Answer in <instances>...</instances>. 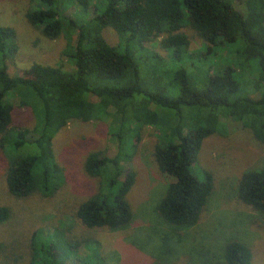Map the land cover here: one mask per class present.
<instances>
[{
	"label": "trees",
	"instance_id": "1",
	"mask_svg": "<svg viewBox=\"0 0 264 264\" xmlns=\"http://www.w3.org/2000/svg\"><path fill=\"white\" fill-rule=\"evenodd\" d=\"M71 7L75 13L70 15L67 10ZM247 7L244 17L229 0H35L26 13L27 20L49 38L67 37L63 52L74 68L34 63L22 75H12L6 65H0V148L8 146L11 153V147L30 146L29 154L9 165V191L18 197L36 192L54 194L63 185V178H59L64 174L56 160L55 135L73 120L98 119L114 107L120 116L113 135L118 141L117 153L110 156L97 151L88 156L86 171L100 177L101 185L81 203L75 216L90 228L119 230L131 223L128 193L136 173L125 172L123 162L133 154L126 146L131 143L135 148L136 131L154 125L159 127L162 141L155 149V158L161 171L173 179L158 204L159 213L172 225L197 224L213 192L214 179L206 172V179L200 180L193 169L204 139L218 131L217 112L226 109L223 120H236L264 143V22L258 0H248ZM189 24L206 41L209 52L218 45L225 47L242 40L239 54L245 62L255 59L260 69L254 84L259 97L241 94L231 66L211 73L202 89L192 86L186 70L180 69L176 75L180 93L175 97L165 95L162 89L155 93L145 89L132 47L159 40L163 48L180 57L190 44L189 35L183 31ZM107 27L118 33V44L106 39ZM18 50L16 29L0 26V60ZM92 94L98 101L91 98ZM15 100L32 108L34 126L13 125ZM153 105L176 111L178 123L173 126L169 114L159 115ZM185 108L205 109L204 125L187 128ZM51 181L58 184L53 191ZM238 197L264 215V165L242 174ZM9 214L8 207L0 206V222ZM58 245L56 250L53 244L36 240L32 263L69 264L71 247L63 241ZM224 257L227 264H253L251 248L239 240L227 242ZM78 264L105 263L96 251Z\"/></svg>",
	"mask_w": 264,
	"mask_h": 264
},
{
	"label": "rangeland",
	"instance_id": "2",
	"mask_svg": "<svg viewBox=\"0 0 264 264\" xmlns=\"http://www.w3.org/2000/svg\"><path fill=\"white\" fill-rule=\"evenodd\" d=\"M229 1L244 17L248 15V0ZM33 3L35 0H0V26L15 28L19 45L18 52L0 60V65H6L12 75H22L34 63L73 70V62L63 52L67 37L62 34L49 38L27 20L26 13ZM258 6H262L264 22V0H258ZM74 10L71 7L67 12L71 15ZM183 31L189 35L190 44L180 57L173 50L163 48L159 40L132 47L147 91L155 93L162 89L165 95L177 96L180 85L176 75L180 69L186 70L192 86L202 89L211 73L231 66L240 82L241 94L259 97L261 93L255 91L254 84L260 69L255 66V59L245 62L239 54L242 40L225 47L218 45L209 52L206 41L190 24ZM104 35L109 43H119V35L112 27L105 28ZM91 98L98 101L93 94ZM14 102L13 125L34 126L36 118L32 108L20 106L17 100ZM151 108L159 115L168 113L173 126L178 123L176 111L156 108V105ZM108 112L88 122L73 120L55 135L56 160L64 174L59 178L60 181L63 178V185L52 195L36 192L18 197L12 194L7 184L9 165L29 154L30 146L11 147V153L8 146L0 148V206L8 207L10 212L0 222V264H33L36 240H45L56 250L60 248V241L66 242L72 250L69 264H78L81 258L96 251L105 264H227L226 244L239 240L251 248L253 264H264V215L238 197L242 174L264 165V143L236 120H223L226 109L217 112L220 114L218 131L204 139L193 169L200 180L206 179V172L214 179L213 192L197 224L172 225L159 213L158 204L173 179L161 171L155 158V149L162 141L160 129L154 125H144L136 131L139 137L134 138L135 148L131 143L126 146L133 154L123 162L125 172L136 173L135 184L128 193L133 210L131 223L119 230L83 224L75 216L77 209L101 185L100 177L86 171L88 156L97 151L114 156L118 150V141L113 135L118 130L120 116L114 107ZM206 112L185 108L187 128L204 125ZM55 181L58 182L57 178ZM56 182L51 181V191L56 189Z\"/></svg>",
	"mask_w": 264,
	"mask_h": 264
}]
</instances>
